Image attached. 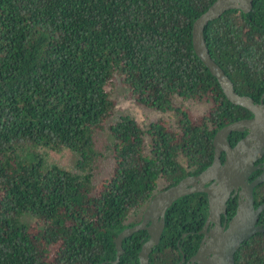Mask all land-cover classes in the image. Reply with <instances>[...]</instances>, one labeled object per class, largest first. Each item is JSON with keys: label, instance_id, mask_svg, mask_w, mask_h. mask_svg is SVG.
Returning <instances> with one entry per match:
<instances>
[{"label": "trees", "instance_id": "trees-1", "mask_svg": "<svg viewBox=\"0 0 264 264\" xmlns=\"http://www.w3.org/2000/svg\"><path fill=\"white\" fill-rule=\"evenodd\" d=\"M213 1L0 0V264H112L115 237L154 194L211 163L215 132L248 112L193 50L192 24ZM203 33L235 91L257 99L264 0L225 11ZM117 84L142 107L174 112L179 129L116 114ZM178 96L210 106L192 118ZM64 150L69 167L48 155ZM172 210L157 249L180 235L178 217L205 216V196ZM147 238L123 239L116 264H138ZM246 249L242 264H264L260 249Z\"/></svg>", "mask_w": 264, "mask_h": 264}, {"label": "water", "instance_id": "water-1", "mask_svg": "<svg viewBox=\"0 0 264 264\" xmlns=\"http://www.w3.org/2000/svg\"><path fill=\"white\" fill-rule=\"evenodd\" d=\"M253 0H215L201 13L192 24V46L195 54L207 67L209 72L217 79L225 98L233 105L246 108L253 113L252 118L231 122L218 129L213 136L214 155L212 163L198 175L183 177L173 184L157 192L149 201L143 212L142 221L131 227L124 228L114 239L116 264L123 253L122 241L139 230H146L148 239L142 243L138 252V264H148L149 254L154 245L159 243L164 228V215L168 207L182 196L204 192L208 200L209 218L216 224L219 223L220 213L225 212L226 200L232 189L241 187L240 196H244L238 203L235 215L226 230L219 228V233H212L208 242L214 247V257L210 264H233V253L240 242L246 240L256 231L264 228L254 226L259 212L264 209V203L254 209L252 190L255 185L264 180V174L248 182V174L252 170L253 160L262 152L264 141V104L256 103L253 98L238 94L230 78L224 70L214 61L209 52L204 38V29L209 21H212L230 9H239L244 13L252 9ZM264 97V94H263ZM249 133L234 147L227 142V136L232 131H244ZM255 147V149H254ZM252 149V150H251ZM226 152V160L220 161L221 151ZM250 151L245 159L242 153ZM211 183L205 185L207 182ZM147 222L150 224L147 225ZM228 258V262H227ZM226 260V262H224Z\"/></svg>", "mask_w": 264, "mask_h": 264}, {"label": "flooded vegetation", "instance_id": "flooded-vegetation-1", "mask_svg": "<svg viewBox=\"0 0 264 264\" xmlns=\"http://www.w3.org/2000/svg\"><path fill=\"white\" fill-rule=\"evenodd\" d=\"M263 94H264V86L260 93L258 90L257 99H255L254 101L256 103L262 102L264 104ZM246 96H249V95H246ZM244 110H247V109L244 108ZM247 111L248 112L241 113L240 119H237V120L252 118L254 116L252 112H250L249 110ZM248 133H249L248 129L244 131L243 130L242 131H232L227 136V142L231 147H234ZM261 149H263L261 154L258 153L256 159L253 160V166H252L253 168L248 174V182H251L254 179L264 174V141H263ZM249 153H250L249 150H247L245 153H242V158L245 159L247 156H249L248 155ZM213 155H214V148H213ZM225 160H226V152L222 150L220 153V161L223 164ZM199 173L190 174V175H198ZM210 183L211 181L207 182L205 185H209ZM165 188L167 187H164L160 190H163ZM240 191H241V187H238L237 189H232L230 191L229 197L226 200L225 212L220 213L218 224H216L213 219L209 218L208 200H207L206 193L196 192V193H191V194L182 196L181 198H184V197H190L198 193H202L205 196V201H206V214L204 217H201L200 214L198 215L194 214L191 218L178 217L177 222L178 223L181 222L180 224H182V231L180 235L178 236L176 240H175V234L170 235L169 239L170 238L171 239L167 241L169 245L168 246L163 245L162 248L157 249V246L161 243L163 231L165 230L166 224L169 221L173 222L176 218L174 217L176 210H172V212L169 213V209L177 200L174 201L172 205L168 207L165 211L164 228L160 236L159 243L154 245L151 249V252L149 254L148 264H210V262H212L213 257H214V247L210 244V242H208V239H211V234L213 232L219 233L220 227L223 228V230H226L229 227V223L231 219L233 218V216L235 215L236 210L238 208L239 201L242 199H245L244 196H240ZM252 194H253V206H254V209H256L261 204L264 203V180H262L261 182H259L257 185L253 187ZM146 207L144 208V210L146 209ZM144 210L142 211L141 218L138 223L142 221ZM148 224H150V222H147V225ZM254 226L264 228V209H262L259 212L257 219L254 221ZM172 232L175 233V230L172 229ZM255 240H258L259 242L255 244ZM249 246H253V248L256 247L260 249L259 257L263 256L264 254V230L256 231L251 236H249L248 239L240 242L239 246L236 248V250L233 253V257H234L233 264H242L244 262L242 258L247 256L246 253L249 250H247L246 247H249ZM224 262H226V260H224ZM227 262H228V258H227Z\"/></svg>", "mask_w": 264, "mask_h": 264}, {"label": "rangeland", "instance_id": "rangeland-1", "mask_svg": "<svg viewBox=\"0 0 264 264\" xmlns=\"http://www.w3.org/2000/svg\"><path fill=\"white\" fill-rule=\"evenodd\" d=\"M113 98L115 100L116 114L127 113L134 117L142 126L147 125L156 119H165L171 127L179 129L178 116L171 111L161 112L155 109H150L140 106L128 92L127 88L122 84H117L113 87ZM176 106H180L183 110L190 114L192 118L202 116L208 110L210 103L206 100H197L192 98L176 97L173 99ZM99 138V137H98ZM100 139V138H99ZM103 143V140L101 141ZM51 161H54L60 166L69 167L73 162L71 154L67 151L48 152ZM184 162V158L181 159ZM166 182L160 180L159 187H163Z\"/></svg>", "mask_w": 264, "mask_h": 264}]
</instances>
